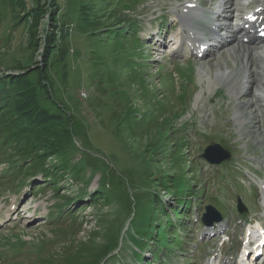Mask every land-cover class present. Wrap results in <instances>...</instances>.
<instances>
[{
  "label": "rangeland",
  "instance_id": "rangeland-1",
  "mask_svg": "<svg viewBox=\"0 0 264 264\" xmlns=\"http://www.w3.org/2000/svg\"><path fill=\"white\" fill-rule=\"evenodd\" d=\"M28 1L30 7L38 3L42 7L35 21L29 19L14 23L7 17L9 10L6 6L0 13V75L23 74L25 71L18 69L19 66H30L31 70H35L36 66L41 64L45 43L50 37L55 38L52 54L55 69L50 71L52 76L51 84L49 83L53 100L49 102L42 99L41 104L52 113L63 109L67 112L66 115L70 118L69 127L74 125L69 134L74 131L75 139L83 146L82 159L94 168L105 169L107 183L102 187V199L98 203L89 201V193L97 186L99 173H96L90 184L81 191L83 185L81 187L80 184L86 181L89 167L79 161L80 155L76 153L73 156V161L76 162L69 164V174L73 179L65 174L56 186L50 182H40L44 176L40 172L27 176L29 172L25 168L20 170L21 174L11 166L10 169L1 170L0 220L7 221L5 226L0 227V251L6 256L4 264H45L44 262L50 259L66 264L64 258L68 257L67 255L71 257L68 259L71 264H93V259L96 262L100 260V256L90 257L81 252L80 246L85 244L88 252L92 251V246L97 248V252H101L110 245L113 235L120 229L119 226L123 225L124 228L125 208L127 202L134 197L130 188L136 182L139 183L141 173L149 175L150 179L156 178L157 181L163 174L174 173L178 176L182 171L188 172L190 162L183 158L176 159L178 153L173 149L171 142L178 138L174 133V126L176 127V123L182 119H186L189 129L195 128L196 134L190 137L195 144L200 145L199 149H191L192 154L203 148L206 136L213 139L218 134L220 135L217 141L225 140L227 143H224L229 144L228 141L232 138L242 143L244 150H241L240 146L235 147L238 158H243L245 154L249 156L252 153H262L264 130L260 122L253 125L245 122L238 127V120L235 125L222 130L223 124L214 116L219 101L217 87L222 86V82L227 78L233 81L234 77H227L225 71L232 70L235 75L240 63V58L236 57L230 46L225 47L232 44L231 36L223 33L222 38L229 44L222 46L224 48L219 46L217 50L212 48L203 60L194 59L192 62L185 59V56H180L178 51L176 52L175 44L169 39L172 32H178L174 11L179 9V0H140L135 5V0ZM211 1L204 0V3L208 6L207 3ZM132 19L136 21L137 30L142 37L143 50L139 52L149 57L147 66L138 70L139 74L125 67V57L139 46L137 38L129 33L130 28L128 33L120 35V38L113 39L110 35L117 23L122 22L120 28L117 27L123 31ZM101 26L102 28H99ZM156 32H159V40L149 39V34ZM184 38L187 39L186 36ZM217 45L220 44L216 43L215 47ZM179 49L181 50L180 46ZM61 53H64V56L58 61ZM188 58L193 59V56ZM64 63H68L69 68L66 77L60 72ZM180 63H183L182 69ZM193 63L196 66L193 81L186 84L187 91L193 98L190 100L188 112L182 116L184 108L178 86H182V78L188 79ZM106 67L111 68L112 73L106 72ZM31 74L33 75L24 74L27 79L22 78L24 83L33 84L37 78L46 83L50 82L37 73L34 76ZM222 94L218 93L221 98ZM135 108L144 113L141 121L134 115ZM250 109L252 105L246 109L240 107L239 111L241 114L252 115L248 111ZM218 110L221 111L220 106ZM223 113L228 121L236 115L229 106L224 107ZM71 118L76 121L72 122ZM169 133L171 137H168ZM228 134L232 137H226ZM254 137L259 138L261 144H256ZM151 139L159 140V145L152 144L153 152L150 154L147 144ZM232 152L234 154V150ZM143 153L145 158L139 161ZM158 153L165 156L155 158ZM232 161H225L220 165L230 177L235 174L232 172ZM149 168L155 169L156 175L149 174ZM220 173L221 168H217V171L201 172V183H205L208 189L205 188L204 196L195 202L192 208L195 215L200 216L204 203L213 204L215 207L222 205L224 210L220 211L224 215L235 205V194L225 191L224 185L217 179ZM24 176L27 177L23 178ZM32 180H35L33 184ZM56 187L60 188L58 193ZM216 187L218 194H215ZM233 188L245 195L250 206L252 204L255 208L259 207L255 189L242 190L239 184ZM63 191L66 194H82L81 198L87 200L75 204L76 208L71 215L65 211L57 219L48 217L49 212L56 211L55 203L62 202ZM262 196L261 192V198ZM136 199L141 200V196ZM168 199L172 203V197ZM11 204H15L16 209L19 206L18 213L13 216H10ZM128 204L134 205L133 201ZM191 216L192 213L190 218ZM191 223L182 233L181 248L169 254L165 253V262L162 264H195L194 261L201 250L211 244L212 239H197L202 228L198 224L193 226V221ZM196 226L198 227L194 229ZM130 229L132 230L131 227ZM15 239L23 241L21 249H24V252L19 254L13 249L15 256L12 255L9 260L6 251L12 247L8 244ZM150 242H147V245L150 246ZM198 242L202 243L196 249ZM187 246L192 248L188 247V251ZM124 247L128 249L130 244L127 242ZM150 249H144L146 257L137 264L151 261ZM114 260L107 264H127L130 257L128 252L123 256L122 251L121 255L116 257L115 263Z\"/></svg>",
  "mask_w": 264,
  "mask_h": 264
},
{
  "label": "trees",
  "instance_id": "trees-1",
  "mask_svg": "<svg viewBox=\"0 0 264 264\" xmlns=\"http://www.w3.org/2000/svg\"><path fill=\"white\" fill-rule=\"evenodd\" d=\"M4 6L9 10L7 17L13 20L14 23L20 22V20L28 21L29 19L35 21L37 14L42 10L39 3L38 5L30 7L28 0L27 2L26 0H0V13ZM115 23H117V21ZM120 24H122L121 21L116 24L115 30L110 33V35L114 37L113 39L120 38V35L124 36L126 34L124 31H120ZM99 28H102V26ZM54 48L55 38L52 39V37H50L48 42L45 43L44 52L41 55V64L37 65L35 70H31L30 66H19L18 69L25 71L23 74H20L21 76L12 73H1L0 151L5 153L4 157L7 159H9L11 155H18L19 153L25 160L29 159L35 171L40 169L46 173H51L50 171L54 170L56 173L59 172L61 177L65 174L69 175V164L73 162L74 153L79 152V150L75 145V141H77V139H75V132L71 131L69 134V130L74 129V125L69 127L70 123L68 119L70 118L66 115L67 112L65 113L63 109L56 110V113H52L48 111L44 104H41L42 99L49 102H51L52 99V88L50 86L52 75L50 71L55 69L53 66L54 60L52 59ZM136 49H134L131 54L129 53V56L125 57L127 61L125 67H128L131 72L139 74V67L137 66L139 51ZM61 54L58 61L64 56V53ZM67 64L64 63L61 70L58 68L63 77H66L65 74L69 69ZM26 69L28 70L26 71ZM105 71L112 73L113 70L106 67ZM30 73H33V75L31 74L32 76L37 73V75H41L42 78L45 77L50 82L46 83V81L37 78V81L33 84H29L28 82L24 83L22 80V78L26 79L24 74L30 76ZM133 112L138 121L144 118V113H142L140 109L135 108ZM71 121L75 122L76 120L71 118ZM177 132H179V128L174 126V133L176 135H178ZM171 136L172 135L169 133L168 137ZM179 138L178 136L175 141H171L174 146L173 149L178 153L176 159L183 158L185 161H188L186 151L183 147V139L179 140ZM158 141L159 140L155 139L150 143L148 142L147 148L150 154L153 152L152 144L159 145ZM80 146H82V144H80ZM163 155L162 153H158L155 158L163 157ZM144 158L145 155L143 153L139 161ZM79 161H82L83 164H87L84 160ZM26 164L29 163L26 162ZM137 164L140 165L138 162ZM190 168L191 167H188V172H191ZM149 169V171L147 170L149 174L156 175L155 169ZM100 172L102 182L107 173L105 169H100ZM188 172L182 171L178 176H175L176 174L174 173H167V175L163 174L157 181H155L156 178L150 179L149 175L141 173L142 176L138 180L139 183L136 182L133 187L130 188L134 197L130 199L129 202L133 201L134 205L132 207V205L127 202L124 216L128 217L133 212V220L136 221L135 232H137L139 236V238L135 237V239L141 242V247H143V244H147L148 241H151L154 248L153 252L156 251L155 253L157 254V252L160 251L162 243H165L164 245L168 244L170 240L166 237V234L169 233L174 226L173 220L168 218L170 212H175L176 216L179 218L178 221L182 223L185 213H187L182 203L186 205L185 207L190 205V199L187 196L189 193L195 191L193 189L195 186L194 181L186 182L184 174ZM52 180H54V178ZM158 187L163 188L159 189ZM161 191L168 197H172L173 204L169 206V209L166 208V202L160 197ZM138 196H141V200L136 199ZM181 223L178 224V226H182ZM168 237H173L174 239L172 241L174 242L178 239L174 233L170 234ZM81 247L82 246H80V250L82 252L83 249ZM110 249L111 246L105 247L102 253L98 255L100 256L99 259L105 256ZM137 254L140 255L139 253ZM67 256L68 257L64 258L66 263H68V259H71L69 255Z\"/></svg>",
  "mask_w": 264,
  "mask_h": 264
},
{
  "label": "bare ground",
  "instance_id": "bare-ground-1",
  "mask_svg": "<svg viewBox=\"0 0 264 264\" xmlns=\"http://www.w3.org/2000/svg\"><path fill=\"white\" fill-rule=\"evenodd\" d=\"M188 1L192 2V0H188ZM263 3H264V0H261L258 5H262ZM226 7L228 8V6H226ZM244 8H246V7H244ZM191 9H193L195 11V14L197 16H202L201 11L197 7H194V8H191ZM191 20L192 19L190 18L189 21H191ZM240 20H241V18L238 19V21L236 23H232L231 22V23H229V25H225L224 27H222L221 28V32L218 33L217 37L215 38L216 43L220 44L219 45L220 47H222V46H224L226 44H229V43H226L225 40H222L221 42H218V39L222 38V34L223 33H225L226 36H228V35L231 36L232 44L231 45H227L225 47L230 46V49H232L235 52L236 57L240 58L239 65H242L244 67V70L246 69V66H247L248 67L247 71H249V68L251 67V65L253 63L252 62V58H253V59L257 60L258 63L262 64V66H260V68H261L260 71L262 72V70L264 69V60H263L264 50H257L255 48H253V45L255 44L256 38L254 37V35H252L249 32V30L243 28L240 25H237ZM227 27H229V30H226ZM240 28H241L242 31H240ZM193 34H199V32L195 31V30H192V33L189 34V36L192 37V38H190L189 36H186L187 39H185V40L191 41V42L193 40L194 41L197 40L198 42H197V44L195 43L193 49H197L198 50V45L201 44V43L205 44V42L200 38V36L198 38H196V37L193 38ZM241 35H245V37H247L248 40H246V42H244L242 40L243 37H241ZM239 41H241V44H239ZM182 45L184 46V50H186V51L190 50V47H188V45L184 42V40H183V44ZM222 48H224V47H222ZM181 50H182V47H181ZM254 54H256V55H254ZM260 55H262V56H260ZM239 71H241V69H239ZM225 72L227 74V77H229L230 75H234L233 74L234 72L232 73V70L225 71ZM262 78H264V77H262ZM239 81L240 80L238 78L237 80H235V82L233 84V88H237V91H239V89L242 87L241 83L238 84ZM255 83H256V85L253 87V93H254L255 96H257V98L261 102H264V85L260 84V83H257V82H255ZM238 127H239V125H238ZM262 194H263V196L261 198V201L264 202V189H262Z\"/></svg>",
  "mask_w": 264,
  "mask_h": 264
}]
</instances>
